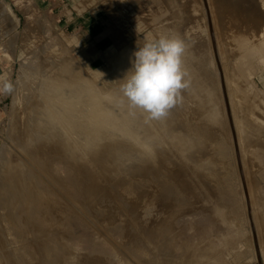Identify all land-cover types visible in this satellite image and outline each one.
I'll use <instances>...</instances> for the list:
<instances>
[{
    "label": "rangeland",
    "instance_id": "1",
    "mask_svg": "<svg viewBox=\"0 0 264 264\" xmlns=\"http://www.w3.org/2000/svg\"><path fill=\"white\" fill-rule=\"evenodd\" d=\"M256 1L78 0L80 10H24L0 116V221L10 216L0 225V264H264V10ZM161 36L184 40L191 86L165 119L147 121L120 86L134 53ZM72 76L113 112L104 111L109 124L96 121L102 131L91 114L92 130L70 127L64 148L48 112L60 105L53 86ZM16 221L22 231L13 233Z\"/></svg>",
    "mask_w": 264,
    "mask_h": 264
},
{
    "label": "clouds",
    "instance_id": "2",
    "mask_svg": "<svg viewBox=\"0 0 264 264\" xmlns=\"http://www.w3.org/2000/svg\"><path fill=\"white\" fill-rule=\"evenodd\" d=\"M185 50L186 44L179 36H161L139 47L133 67L120 86L130 110H139L147 121H160L182 103V93L191 86L183 65ZM0 91L11 93L12 83L4 79Z\"/></svg>",
    "mask_w": 264,
    "mask_h": 264
},
{
    "label": "bare ground",
    "instance_id": "3",
    "mask_svg": "<svg viewBox=\"0 0 264 264\" xmlns=\"http://www.w3.org/2000/svg\"><path fill=\"white\" fill-rule=\"evenodd\" d=\"M232 29H233V27H232ZM239 34V33H238ZM237 35V34H236ZM241 44V43H240ZM64 71V70H63ZM75 72V71H74ZM56 73V72H55ZM60 73H61V71H60ZM61 75V74H60ZM60 75H58L57 74V76L59 77ZM66 75V74H65ZM80 75V74H79ZM79 75H76V76H79ZM75 76V75H74ZM71 77V76H70ZM57 78V77H56ZM69 78V77H68ZM61 79V78H60ZM64 79H65V77H64ZM55 80V79H54ZM69 80V82H66L64 85L63 84H61V82L60 83H58V84H56L55 86H53L54 87V89H53V94L54 95H56V97H57V99L60 101V105H52L53 106V108H51V110L52 111H49L48 113H49V122H48V124H49V126L52 128V129H57V130H55V132L56 131H58V130H60V131H58L59 132V134L61 135V131L63 132V142H61V143H63V147L65 148V145L64 144H69L68 142H70L69 140H71L70 138H67L68 136H70V134H69V132H70V130L72 129V128H70V127H75V126H77L76 127V130H75V128H73L74 130H75V133L76 132H78V133H76L77 135L79 134L80 135V133H83V131H84V127H90V129L92 128V126H86L87 124H88V122H86L87 120H88V118L90 119V118H92L93 117V119H91V121H89V124H90V122H92V120H95V122L93 123V126L97 129L98 127H100V128H102L103 126L102 125H104L103 124V122H105V121H103V120H106V121H108V116H110V114H112V113H110V111L109 110H113L112 108H110V107H108V106H106V104L104 103V101L103 100H101L98 96H96L95 94H93V93H91V94H88L89 93V91H88V88H86V83L84 84V83H82V84H80V82H78V83H76V78L75 77H73L72 76V78H69L68 79ZM77 80H78V78H77ZM58 81V80H57ZM82 81V80H81ZM52 85V84H51ZM54 85V84H53ZM51 87V86H50ZM52 87V88H53ZM51 88V89H52ZM89 90H90V88H89ZM47 92V91H46ZM94 92V91H93ZM52 94V95H53ZM48 95V94H47ZM50 98V97H49ZM48 99V98H47ZM51 99V98H50ZM40 101V100H39ZM46 102V101H45ZM38 103V102H37ZM50 103L51 104H53L51 101H50ZM49 103V104H50ZM48 104V103H47ZM46 104V105H47ZM37 105V104H36ZM41 105V104H40ZM52 106H48V107H52ZM44 107V106H43ZM109 108V112H108V114L109 115H107L104 111L107 109V108ZM45 109V108H44ZM48 109H50V108H48ZM94 109V110H93ZM43 111V110H42ZM113 112V111H112ZM38 114V113H37ZM54 114L55 116H53V117H55L54 119L52 118V115ZM90 114H91V116H90ZM45 115V114H44ZM47 115L48 114H46V118H47ZM38 117V116H37ZM29 119V118H28ZM98 119V120H97ZM99 119H101L103 122H101V123H99L100 121H99ZM128 119V118H127ZM33 120V119H32ZM46 120H48V119H46ZM51 120V121H50ZM70 120H72L71 121V123L69 122ZM111 120L113 121V117H111ZM142 120V119H141ZM39 121V120H38ZM96 121H99V122H96ZM47 122V121H46ZM111 122V121H110ZM31 123H33V122H31ZM42 123V122H41ZM87 123V124H86ZM117 123V122H116ZM48 124H47V126H48ZM61 125V129H59L58 127H57V125ZM108 124H109V121H108ZM119 124V123H118ZM126 124H127V122H126ZM125 124V125H126ZM31 125V124H30ZM38 125V124H37ZM42 125V124H41ZM99 125H101V126H99ZM122 125V124H121ZM49 127V128H50ZM125 127V126H124ZM123 127V128H124ZM39 128V127H38ZM46 128H48V127H46ZM87 128V129H88ZM45 129V128H44ZM47 130V129H46ZM51 130V129H50ZM92 130V129H91ZM98 130V129H97ZM97 130H95L96 132H98ZM103 130V128L102 129H100V131H102ZM54 131V130H53ZM89 131V130H88ZM94 130L92 131V133L93 132H95ZM123 131V130H122ZM36 132H37V130H36ZM42 132V131H41ZM48 132H49V130H48ZM50 132H52V130L50 131ZM58 132H56L57 133V135H58ZM71 132H73V130L71 131ZM87 132V131H86ZM86 132H84V133H86ZM29 133V132H28ZM38 133V132H37ZM43 133H47L46 131L45 132H43ZM74 132H73V134H75ZM91 133V134H92ZM102 133V132H101ZM109 133H111V132H109ZM34 134H36V133H34ZM66 134H69V135H66ZM88 134H90V133H88ZM99 134V133H98ZM103 134V133H102ZM53 135H54V133H53ZM55 136V137H58V136ZM60 135H59V137H60ZM81 135H83V134H81ZM97 135V134H96ZM47 136H49V135H47ZM52 136V135H51ZM67 136V137H66ZM85 136L86 135H84L82 138H83V140H85ZM105 136H107V135H105ZM54 137V136H53ZM52 137V138H53ZM54 137V138H55ZM59 138V140H57V141H61L60 139H62V138ZM71 137H72V135H71ZM88 136H86V138H87ZM92 137H94L93 135H92ZM102 137V136H101ZM127 137V136H126ZM40 138V137H39ZM54 138H53V140H54ZM69 139V140H67V139ZM78 138H81V137H78ZM77 138V139H78ZM95 138V137H94ZM97 138V137H96ZM100 138V137H99ZM116 138V137H115ZM28 139V138H27ZM48 139H50V138H48ZM77 139H76V141H77ZM32 140V139H31ZM35 140V139H34ZM37 140V139H36ZM81 140V139H80ZM87 140V139H86ZM95 140V139H94ZM158 140V139H157ZM29 141V140H28ZM40 141V143H41V141L42 140H39ZM45 141H47V139L45 138ZM45 141H43V143H42V145L43 144H45L44 142ZM51 141V140H50ZM50 141H49V143H50ZM88 141V140H87ZM96 141V140H95ZM98 141H99V139H98ZM100 141H103V137H102V139L100 140ZM124 141V140H123ZM31 142V141H30ZM32 142H34L33 140H32ZM38 142V141H37ZM37 142H35V143H37ZM52 142V141H51ZM65 142V143H64ZM72 142V141H71ZM70 142V143H71ZM89 142V141H88ZM113 142V141H112ZM133 142V141H132ZM138 142V141H137ZM59 143V142H58ZM82 143H85L86 144V141L85 142H82ZM96 143V142H95ZM104 143V142H103ZM155 143H159V140H158V142H155ZM161 143V142H160ZM34 144V143H33ZM73 144V143H72ZM84 144V145H85ZM93 143H89V145H92ZM101 143H98V145L96 144H94L95 146H92V147H96V146H99ZM117 144H118V142H117ZM51 145H55V146H53V148H52V150L53 149H55L54 147H56L57 145H56V143L54 144H52L51 143ZM50 145V146H51ZM59 145V144H58ZM69 145H71V144H69ZM69 145H66V146H69ZM120 145H122V144H120ZM156 145V144H155ZM36 146V145H35ZM34 146V147H35ZM38 146L40 147L41 145H39L38 144ZM37 146V147H38ZM48 146V145H47ZM61 146V147H62ZM116 146V145H115ZM115 146H113V147H115ZM136 146V145H135ZM159 147L161 146L160 144L158 145ZM32 147V146H31ZM52 147V146H51ZM62 147V148H63ZM70 147L71 146H69V149H70ZM86 147V146H85ZM88 147H90V146H88ZM100 147V146H99ZM119 147V146H118ZM134 147V146H133ZM143 147V146H142ZM158 147V149H160ZM30 148V147H29ZM28 148V149H29ZM44 148H45V146H44ZM62 148H61V151H63L62 150ZM73 148V149H72ZM71 149H70V151L71 150H74V148L75 147H72ZM77 148V147H76ZM93 148V149H94ZM103 148V147H102ZM116 148V147H115ZM114 148V149H115ZM128 148V147H127ZM37 149V148H36ZM42 149V148H41ZM40 148H39V150H41ZM47 149V148H46ZM46 149H44V150H46ZM49 149V148H48ZM57 149H59L60 150V146H58V148ZM81 149V148H80ZM84 149V148H83ZM82 149V150H83ZM98 149V148H97ZM96 149V150H97ZM100 149V148H99ZM117 149V148H116ZM119 149H121V148H119ZM118 149V150H119ZM133 149V148H132ZM156 149V148H155ZM43 150V149H42ZM51 150V149H50ZM49 150V151H50ZM52 150H51V152H52ZM66 150V149H65ZM95 149L94 150H91V152L92 151H96ZM136 150V149H135ZM140 150V149H139ZM161 150V149H160ZM160 150H158V151H160ZM33 151V150H32ZM31 151V152H32ZM54 152L55 151H57V150H53ZM80 151V150H79ZM98 151V150H97ZM156 151V150H155ZM47 151H44L43 152V155L45 156H47V153H46ZM50 152V154H52V156L53 155H55L54 153H51ZM58 152V151H57ZM68 152V151H67ZM72 152V151H71ZM70 152V153H71ZM75 152V151H74ZM78 152V151H77ZM82 152V151H81ZM119 153H120V151H118ZM132 152H134V151H132ZM137 152V151H136ZM139 152V151H138ZM137 152V153H138ZM29 153V152H28ZM33 153H34V151H33ZM32 153V154H33ZM38 152H36V155H39V154H37ZM40 153V152H39ZM59 153H61V152H59ZM64 153H66V152H64L63 151V154H58L59 155V157H60V155H63V156H66V154L64 155ZM82 153H84V152H82ZM98 153V152H97ZM141 153H143V152H141ZM145 153V152H144ZM40 154H42V151H41V153ZM50 154H48V155H50ZM72 154H75V153H72ZM72 154H71V157L70 158H75V156L73 155V157H72ZM76 154H78V153H76ZM90 154V153H89ZM92 154H94V153H92ZM92 154H91V156H92ZM131 154H133V153H131ZM163 154V153H162ZM27 155H29V154H27ZM34 155V154H33ZM36 155H34V158H36L35 156ZM159 155V154H158ZM31 156V155H30ZM42 155H39V157H41ZM51 156V155H50ZM68 156H70L69 154H68ZM68 156H67V158H68ZM78 156V155H77ZM94 156H95V154H94ZM98 158H99V155H96ZM115 156V155H114ZM122 156V155H121ZM135 156V155H134ZM150 156V155H149ZM27 157V156H26ZM39 157H37V158H39ZM54 157V156H53ZM55 157H57V155L55 156ZM62 157V156H61ZM97 157H95L96 159H97ZM146 157V156H145ZM4 158V157H3ZM33 158V157H32ZM33 158V159H34ZM36 158V159H37ZM65 158V157H64ZM94 158V159H95ZM6 159V158H5ZM44 160H46L45 158H43ZM48 159V158H47ZM121 159V158H120ZM150 159V158H149ZM149 159H147V161L149 160ZM8 160V159H7ZM30 160V159H29ZM35 160V159H34ZM38 160V159H37ZM55 160V159H54ZM68 160V159H67ZM93 160V159H92ZM137 160H139V159H137ZM151 160V159H150ZM36 161V160H35ZM63 161H65V160H63ZM74 161V160H73ZM80 161V160H79ZM79 161L77 162V163H79ZM95 161V160H94ZM126 161V160H125ZM132 161V160H131ZM37 162V161H36ZM43 162V161H42ZM45 162V161H44ZM76 162V161H75ZM6 163V162H5ZM38 163V162H37ZM39 163H41V160H39ZM50 163V162H49ZM88 163V162H87ZM93 163V162H92ZM97 163V162H96ZM96 163H93V164H96ZM150 163V162H149ZM148 163V164H149ZM21 164V163H20ZM75 164V163H74ZM126 164V163H125ZM145 164V163H144ZM13 165V164H12ZM15 165H17V164H15ZM51 165V164H50ZM49 165V166H50ZM116 165V164H115ZM119 165V164H118ZM121 165V164H120ZM141 165H143V163L141 164ZM2 166V165H1ZM14 166V165H13ZM43 166H45V165H43ZM46 166H48V165H46ZM79 166H81V165H79ZM97 166H99V165H97ZM103 166H105V165H103ZM110 166V165H109ZM11 167V166H10ZM17 167V166H16ZM72 167V166H71ZM143 167H145L144 165H143ZM15 168V167H14ZM14 168H9V169H12V171H10L9 172V174L11 173V179H13V181H16L18 184H20V182H21V178H19V176H18V174H17V168L14 170ZM39 168V167H38ZM80 168V167H79ZM78 168V169H79ZM82 168V167H81ZM80 168V169H81ZM122 168V167H121ZM125 168V167H124ZM22 169V168H21ZM36 169V168H35ZM79 169V170H80ZM140 169V168H139ZM147 169V168H146ZM19 170V169H18ZM75 170V169H74ZM83 170V169H82ZM113 170V169H112ZM148 170V169H147ZM46 171V170H45ZM135 171V170H134ZM134 171H133V173H134ZM137 171H139V170H137ZM149 171V170H148ZM152 171V170H151ZM8 172V171H7ZM78 172V171H77ZM76 172V173H77ZM80 172H81V170H80ZM6 173V172H5ZM152 173V172H151ZM154 173V172H153ZM156 173V172H155ZM1 174V173H0ZM20 174V173H19ZM24 174V173H23ZM35 174H37V173H35ZM80 174V173H79ZM83 174V173H82ZM5 175V174H4ZM7 175V174H6ZM21 175V174H20ZM29 175V174H28ZM10 176V175H9ZM30 176V175H29ZM34 176V175H33ZM33 176H31V178H30V180L32 179V177ZM36 176V175H35ZM47 176V175H46ZM85 176V175H84ZM153 176V175H152ZM23 177V176H22ZM51 177V176H50ZM25 178V177H24ZM37 178V177H36ZM151 178V177H150ZM37 179H39V177L37 178ZM48 179V178H47ZM155 179V178H154ZM160 179V178H159ZM5 180H7V179H5ZM29 180V179H28ZM43 181H44V179H42ZM41 180V181H42ZM27 180H25V182H26ZM36 181H38V180H36ZM46 181V180H45ZM29 182V181H28ZM52 182V181H51ZM2 183V182H1ZM16 183V184H17ZM27 183V182H26ZM25 183V184H26ZM34 183H35V181H34ZM42 183V182H41ZM41 183H40V185H41ZM93 183H94V181H93ZM5 184V183H4ZM23 185V186H27V184L26 185ZM47 184V183H46ZM39 185V186H40ZM42 185H43V183H42ZM130 185V184H129ZM160 185H161V183H160ZM15 186V185H14ZM19 186V185H18ZM37 186V185H36ZM44 186V185H43ZM95 186V185H94ZM93 186V187H94ZM126 186V185H125ZM137 186V185H136ZM46 187V186H45ZM19 188V187H18ZM29 188V187H28ZM38 188V187H37ZM36 188V189H37ZM43 188V187H42ZM47 188V187H46ZM128 188V187H127ZM131 188V187H130ZM133 188V187H132ZM11 188H9V190H10ZM21 189H23V187L21 186ZM51 189V188H50ZM53 189V188H52ZM5 190V189H4ZM34 190V189H33ZM38 190H40V189H38ZM43 191H44V189H42ZM40 191L39 193H42L43 194V191ZM128 190V189H127ZM133 190H134V188H133ZM133 190H131V192L133 191ZM10 191H12V190H10ZM31 191V190H30ZM53 191V190H52ZM14 192V191H13ZM24 192V191H23ZM36 192H37V190H36ZM35 192V193H36ZM127 192V191H126ZM130 192V193H131ZM6 193V192H5ZM12 193V192H11ZM25 193V192H24ZM27 193V192H26ZM25 193V194H26ZM29 193V192H28ZM31 193V192H30ZM38 193V192H37ZM36 193V194H37ZM50 193H52L51 191H50ZM54 193V192H53ZM133 193V192H132ZM17 194L18 195H20L19 193H18V190H17ZM21 194H22V191H21ZM24 194V195H25ZM44 194H46V192L44 193ZM43 194V195H44ZM129 194V193H128ZM5 195V194H4ZM8 195V194H7ZM14 195H16V194H14ZM23 195V196H24ZM29 195H31V194H29ZM40 195V194H39ZM43 195H41V196H43ZM51 195H53V194H51ZM3 196V195H2ZM46 196V195H45ZM44 196V197H45ZM8 197V196H7ZM17 197V196H16ZM15 197V198H16ZM25 197V196H24ZM44 197H41V198H44ZM53 197V196H52ZM35 198H37V197H35ZM7 199V198H6ZM13 200V197L12 198H10V200ZM22 199H24V198H22ZM47 199V198H46ZM3 200H5V199H3ZM8 200V199H7ZM7 200H6V202H7ZM18 200V199H17ZM17 200H16V202H17ZM24 200H26V198L24 199ZM45 200V199H44ZM54 200V199H53ZM1 201H2V199H1ZM22 201V200H21ZM14 202H15V200H14ZM13 201L11 202V204H13L14 203ZM24 202V201H23ZM27 202V201H26ZM1 203V202H0ZM4 203H5V201H4ZM18 203H22V202H18ZM29 203H30V200H29ZM42 203V202H41ZM44 203H46V202H44ZM43 203V204H44ZM1 204H3V201H2V203ZM0 204V205H1ZM9 204V203H8ZM11 204H9V206L11 205ZM35 203H33V205H34ZM42 204V205H43ZM47 204V203H46ZM49 204V203H48ZM15 205V204H14ZM14 205H12V206H14ZM31 204H29V206H30ZM41 205V206H42ZM51 205V204H50ZM49 205V206H50ZM53 205V204H52ZM4 206V205H3ZM5 206H6V204H5ZM28 206V205H27ZM32 206V205H31ZM40 206V205H39ZM40 206V207H41ZM1 207H2V205H1ZM17 206L15 205V207L14 208H16ZM25 207H26V205H25ZM24 207V208H25ZM37 207V206H36ZM2 208H4V207H2ZM1 208V209H2ZM23 208V209H24ZM29 208V207H28ZM31 208V207H30ZM51 208V207H50ZM5 209H7V208H5ZM10 210H12L13 209V207H12V209L11 208H9ZM34 209H35V207H34ZM40 209V208H39ZM53 209V208H52ZM4 210V209H3ZM9 210V211H10ZM15 210H17V209H15ZM26 210H27V208H26ZM36 210H37V208H36ZM35 210V211H36ZM7 211H8V209H7ZM20 211H22V210H20ZM25 211V210H24ZM29 211H32L33 212V208H32V210H29ZM28 211V212H29ZM41 210H39V212H40ZM47 211H48V209H47ZM52 211V210H51ZM1 212V211H0ZM12 212H13V214H14V211L12 210ZM39 212H37V213H39ZM49 212V211H48ZM29 213H31V212H29ZM45 213H46V211H45ZM13 214H10V215H13ZM19 214V213H18ZM36 214V212H34V215ZM42 214V213H41ZM1 215V214H0ZM29 215V214H28ZM33 214L31 213V216H32ZM44 215V214H43ZM15 216H16V214H15ZM19 215H17V217H18ZM8 217H10L9 216V214H8V212H7V214H5L4 216H3V218L6 220V219H8ZM50 217V216H49ZM32 218V217H31ZM34 218V217H33ZM38 218V217H37ZM44 218H47V217H44ZM3 219V220H4ZM26 219V218H25ZM24 219V220H25ZM35 219V218H34ZM3 220H2V222H3ZM30 220V219H29ZM38 221V220H37ZM1 222V221H0ZM0 223V225L2 224L3 225V223ZM20 222H18V221H16L15 223L14 222H12L11 224H8V226H9V231L10 230H12V232L13 233H15L16 231L18 232H20V231H22V224H19ZM46 223V222H45ZM28 224H30V223H28ZM36 225V224H35ZM4 226V225H3ZM28 226V225H27ZM1 227V226H0ZM35 227V226H34ZM40 227V226H39ZM3 228V227H2ZM36 229V228H35ZM2 230V229H1ZM7 231V230H6ZM41 231V230H40ZM44 231V230H43ZM3 232V231H2ZM36 233V232H35ZM34 233V234H35ZM6 234V233H5ZM47 235V234H46ZM0 236H3V235H0ZM14 236L16 237L17 236V234L15 235L14 234ZM19 236V235H18ZM34 236V235H33ZM12 237V236H11ZM19 237H21V236H19ZM19 237H18V239H19ZM35 237V236H34ZM1 238V237H0ZM2 238H4V236L2 237ZM8 238V237H7ZM47 238H48V235H47ZM9 239V238H8ZM14 239V238H13ZM38 239V238H37ZM45 239V238H44ZM49 239V238H48ZM1 241H3V239H0ZM5 240V239H4ZM15 240H17V239H15ZM60 240V239H59ZM20 241V240H19ZM35 241H37V240H35ZM5 242H7V240L6 241H4V243ZM38 242V241H37ZM8 243V242H7ZM15 243V242H14ZM20 243V242H19ZM6 244V243H5ZM36 244V243H35ZM8 245V244H7ZM7 245H5V246H7ZM18 245V244H17ZM4 247V245L1 243V246L0 247ZM22 246V245H21ZM3 247L1 248V249H3ZM17 247V246H16ZM37 247V246H36ZM39 247V246H38ZM6 247H4V249H5ZM19 248V247H18ZM51 248V247H50ZM3 249V250H4ZM45 249H47V248H45ZM5 250H7V249H5ZM39 250V249H38ZM47 250H49V249H47ZM1 251V250H0ZM5 252V251H4ZM3 252V253H4ZM44 252V251H43ZM8 253H10V251H8ZM8 253H6L7 255H8ZM11 253H12V251H11ZM1 254H2V252H1ZM45 254V253H44ZM55 254V253H54ZM7 255H5L6 256V258L8 259V257H7ZM58 256V255H57ZM3 257V256H2ZM10 258H11V256H10ZM55 258V257H54ZM1 259V258H0ZM4 260L3 261H5V258H3ZM68 259V258H67ZM11 260V259H10ZM13 260V259H12ZM9 261V260H8ZM7 261V262H8ZM15 261V260H14ZM11 263H13L12 261H11ZM16 263V262H15ZM14 263V264H15ZM16 264H18V263H16Z\"/></svg>",
    "mask_w": 264,
    "mask_h": 264
},
{
    "label": "crops",
    "instance_id": "4",
    "mask_svg": "<svg viewBox=\"0 0 264 264\" xmlns=\"http://www.w3.org/2000/svg\"><path fill=\"white\" fill-rule=\"evenodd\" d=\"M77 1L78 0H0V83H2L4 79L11 81L13 75L12 60L14 55L8 47L13 45L17 40V32L22 21V16L25 13L24 10H80ZM80 2L81 1H79V3ZM263 4L264 0L262 1V5ZM255 6L257 10H264V7L262 8L258 0ZM261 14L264 15V11ZM262 46L264 47V43ZM6 102L7 98L5 93L0 91V116L5 111Z\"/></svg>",
    "mask_w": 264,
    "mask_h": 264
}]
</instances>
